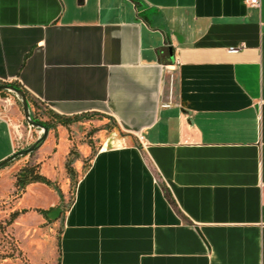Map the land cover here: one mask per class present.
<instances>
[{
	"label": "crops",
	"instance_id": "1",
	"mask_svg": "<svg viewBox=\"0 0 264 264\" xmlns=\"http://www.w3.org/2000/svg\"><path fill=\"white\" fill-rule=\"evenodd\" d=\"M15 81L122 132L77 183L59 264H264V0H0ZM17 150L0 113V162ZM20 199L59 203L40 182Z\"/></svg>",
	"mask_w": 264,
	"mask_h": 264
},
{
	"label": "rangeland",
	"instance_id": "2",
	"mask_svg": "<svg viewBox=\"0 0 264 264\" xmlns=\"http://www.w3.org/2000/svg\"><path fill=\"white\" fill-rule=\"evenodd\" d=\"M34 110L45 120L51 109L38 104ZM0 113L13 120L18 150L29 147L44 133L42 127L26 121L22 102L15 92L0 93ZM121 134L113 121L106 117L81 114L67 125L57 124L50 129L43 150L39 148L31 154L19 156L0 168V264H59L63 216L71 205L77 183L98 149L116 144L115 137ZM43 159L52 172L48 177L52 185L40 183L57 193L59 203L49 208H21L20 198L27 187L25 191L18 188L16 175L25 165ZM40 171L43 174L41 164ZM21 209L26 211L10 221L11 213Z\"/></svg>",
	"mask_w": 264,
	"mask_h": 264
},
{
	"label": "trees",
	"instance_id": "3",
	"mask_svg": "<svg viewBox=\"0 0 264 264\" xmlns=\"http://www.w3.org/2000/svg\"><path fill=\"white\" fill-rule=\"evenodd\" d=\"M11 83L14 84L16 87L24 90L23 86L19 82L15 81ZM6 91L7 90H2L0 91V93H5ZM26 94L28 96L27 92ZM28 100L29 103L31 105L33 104L34 107L38 105V103L32 102L30 97H28ZM31 113L35 120L42 123L44 126H47L49 130L54 128L57 124L67 125L70 122L75 121L79 116V115H74V116L61 115L51 109L48 118L43 120L32 107H31ZM33 182H44L48 185H52V181L47 176L41 173L40 163L27 164L24 167H22L16 175V185L18 186V188L21 189V191H25L26 187ZM25 211L26 209L13 211L11 213L10 221H13L16 217H18L22 212Z\"/></svg>",
	"mask_w": 264,
	"mask_h": 264
},
{
	"label": "water",
	"instance_id": "4",
	"mask_svg": "<svg viewBox=\"0 0 264 264\" xmlns=\"http://www.w3.org/2000/svg\"><path fill=\"white\" fill-rule=\"evenodd\" d=\"M2 90H8V91H12V92L16 93V95L18 96V98L22 102L23 111H24L26 121L32 126L42 127L44 129V133L29 147L19 149L14 154H12L8 158L1 161L0 162V168L5 166L6 164L11 162L12 160L16 159L18 156L27 155V154H30V153L36 151L37 149H39L43 145V143L45 142V140L47 139L48 134H49V128L47 126H44L42 123H40L34 119L32 113H31V108H30L28 96L23 89L16 87L12 83L0 82V91H2Z\"/></svg>",
	"mask_w": 264,
	"mask_h": 264
},
{
	"label": "built area",
	"instance_id": "5",
	"mask_svg": "<svg viewBox=\"0 0 264 264\" xmlns=\"http://www.w3.org/2000/svg\"><path fill=\"white\" fill-rule=\"evenodd\" d=\"M247 3L251 6H260L261 0H247ZM239 49V47L232 46L229 48L230 51L235 52Z\"/></svg>",
	"mask_w": 264,
	"mask_h": 264
}]
</instances>
